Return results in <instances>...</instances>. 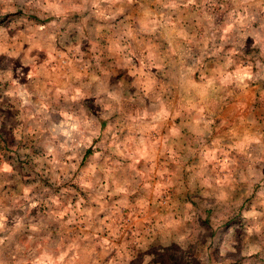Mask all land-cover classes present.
<instances>
[{
    "label": "rangeland",
    "instance_id": "rangeland-1",
    "mask_svg": "<svg viewBox=\"0 0 264 264\" xmlns=\"http://www.w3.org/2000/svg\"><path fill=\"white\" fill-rule=\"evenodd\" d=\"M0 264H264V0H0Z\"/></svg>",
    "mask_w": 264,
    "mask_h": 264
}]
</instances>
